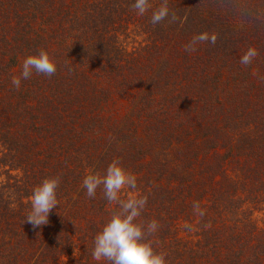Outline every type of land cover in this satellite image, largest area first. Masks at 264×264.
<instances>
[{"label": "trees", "instance_id": "16d2710c", "mask_svg": "<svg viewBox=\"0 0 264 264\" xmlns=\"http://www.w3.org/2000/svg\"><path fill=\"white\" fill-rule=\"evenodd\" d=\"M133 3L0 0V264H110L92 250L118 208L82 181L113 161L137 178L121 198L147 196L137 222L158 223L146 238L166 264H264V0H168L176 20L156 25ZM203 31L215 45L186 52ZM40 50L56 73L15 88ZM48 177L58 205L33 228Z\"/></svg>", "mask_w": 264, "mask_h": 264}, {"label": "clouds", "instance_id": "9594fccd", "mask_svg": "<svg viewBox=\"0 0 264 264\" xmlns=\"http://www.w3.org/2000/svg\"><path fill=\"white\" fill-rule=\"evenodd\" d=\"M131 8L137 15L143 16L151 10L150 22L159 24L168 19L176 20L175 13H170L168 0H161L157 7H153L150 0H134ZM217 35L207 31L194 34L184 46L185 51L193 53L201 44L215 45ZM258 50L250 46L240 58L244 66L250 65L258 56ZM57 71L56 61L46 50L31 54L24 58L19 75L11 77V83L19 88L21 80H27L33 72L51 77ZM71 71V69H69ZM59 177L45 178L33 189L31 209L24 221L33 228L48 224L49 213L58 205L57 188ZM88 197H95L98 187H103L104 198L109 204L117 206L102 230L94 238L92 257L96 261L106 260L110 264H166L165 254L154 251L152 242L146 237L155 233L159 227L155 220L147 223L137 222L147 204V196L140 193L129 195L127 199L121 198L125 188L135 190L137 178L128 172L119 161L111 162L104 175L90 173L83 181ZM194 208L199 209V204ZM203 215V212H200Z\"/></svg>", "mask_w": 264, "mask_h": 264}]
</instances>
